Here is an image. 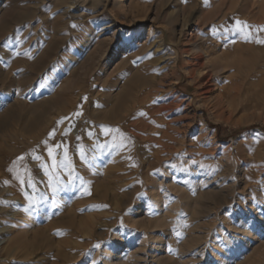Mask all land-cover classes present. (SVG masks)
<instances>
[{
	"label": "rangeland",
	"instance_id": "1",
	"mask_svg": "<svg viewBox=\"0 0 264 264\" xmlns=\"http://www.w3.org/2000/svg\"><path fill=\"white\" fill-rule=\"evenodd\" d=\"M262 29L264 0H0V264L250 257Z\"/></svg>",
	"mask_w": 264,
	"mask_h": 264
},
{
	"label": "snow or ice",
	"instance_id": "2",
	"mask_svg": "<svg viewBox=\"0 0 264 264\" xmlns=\"http://www.w3.org/2000/svg\"><path fill=\"white\" fill-rule=\"evenodd\" d=\"M245 29H250V26L245 24L242 21H239V20H237L235 22V30L236 31H239L241 33H245ZM213 31H215V30H213ZM261 31H264V29H262ZM245 39L246 40L251 39V32L250 31L245 35ZM256 42L264 45V39H258L257 38ZM84 99L86 100L87 98H84ZM59 147H60V145H56L55 148H49L48 149V157L52 160V172L50 173L47 168L44 169L45 175L48 176V178H49V186L52 188V190L54 192L57 189V185L60 183L59 178L55 175V171L58 167L67 170V174L69 175V177H72V180L76 179L75 177L72 176L73 169H72L71 163L68 162V149L67 148L64 149V161L65 162L63 164H60V165L57 164L56 157H55L54 153L56 152V149H58ZM80 155H81V159H85L83 151H81ZM69 182H71V180ZM21 183H23V181H21ZM28 199L31 200V197H28ZM53 203H55V201ZM30 207H35V203H32L30 205ZM96 247L99 248L100 244H97Z\"/></svg>",
	"mask_w": 264,
	"mask_h": 264
},
{
	"label": "bare ground",
	"instance_id": "3",
	"mask_svg": "<svg viewBox=\"0 0 264 264\" xmlns=\"http://www.w3.org/2000/svg\"><path fill=\"white\" fill-rule=\"evenodd\" d=\"M202 50V49H201ZM200 52V50H199ZM215 62V61H214ZM218 63V62H217ZM225 65V64H224ZM227 66V65H226ZM235 66V65H234ZM233 67V66H232ZM213 68V67H212ZM215 68V67H214ZM215 70V69H214ZM219 71V70H218ZM229 93V92H228ZM227 93V94H228ZM226 97V96H225ZM264 185V184H263ZM244 191V190H243ZM218 194V193H217ZM262 199V198H261ZM262 201V200H261ZM263 203V202H262ZM261 203V204H262ZM234 204V203H233ZM241 207V206H240ZM195 212V211H194ZM262 214V213H261ZM260 216V215H259ZM264 217V216H263ZM264 220V219H263ZM245 221V220H244ZM247 222V221H246ZM230 226V225H229ZM232 226V224H231ZM235 228V227H234ZM238 228V227H237ZM237 230V229H236ZM239 234H240V238L236 239V242H235V245H239L241 244L240 242L243 241L244 243L245 242H249V241H254L256 239V236L257 238L260 236L264 237V222L260 225V226H256L254 227L253 229H249L248 226H241L239 229ZM238 234V235H239ZM263 239V238H262ZM259 240V239H258ZM257 240V242H258ZM235 241V240H234ZM233 242V241H232ZM231 242V243H232ZM250 243V242H249ZM248 244V243H246ZM252 244V243H251ZM258 244V245H257ZM256 245V248L254 249L252 255L248 258H245V260H243V262L241 261V263H238V264H264V242L261 241L260 239V242L257 243ZM231 246V245H230ZM9 247V245L7 246ZM233 247V246H232ZM228 249V247L226 248ZM245 249V248H244ZM202 251V250H201ZM240 251H236V255L239 254ZM224 253V251H223ZM226 253V251H225ZM224 253V257H226ZM227 254V253H226ZM223 257V256H222ZM237 257V256H236ZM239 257V256H238ZM215 259V258H214ZM220 259V258H219ZM218 259V264H223L225 262L224 259L222 260H219ZM216 260V259H215ZM239 261V260H238ZM121 262V261H120ZM118 261V263H114V264H119L120 263ZM122 263V262H121Z\"/></svg>",
	"mask_w": 264,
	"mask_h": 264
}]
</instances>
